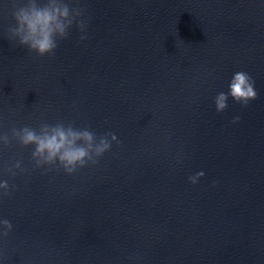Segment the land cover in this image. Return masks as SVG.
Here are the masks:
<instances>
[{
    "label": "water",
    "instance_id": "95a60500",
    "mask_svg": "<svg viewBox=\"0 0 264 264\" xmlns=\"http://www.w3.org/2000/svg\"><path fill=\"white\" fill-rule=\"evenodd\" d=\"M70 3L88 39L74 26L41 57L0 0V133L63 121L122 143L72 175L34 168V146L0 150L17 186L0 264H264V0ZM238 71L258 98L217 112Z\"/></svg>",
    "mask_w": 264,
    "mask_h": 264
},
{
    "label": "clouds",
    "instance_id": "9594fccd",
    "mask_svg": "<svg viewBox=\"0 0 264 264\" xmlns=\"http://www.w3.org/2000/svg\"><path fill=\"white\" fill-rule=\"evenodd\" d=\"M85 13L83 7H72L70 0H12L11 16L15 23L8 28L9 37L41 57L54 55L59 41L68 39L74 26L82 33L81 41L88 39ZM228 89V92H219L215 97L217 112L228 108L229 97L244 107L258 98L255 80L245 71L234 73ZM239 120L240 117L236 116L233 123ZM113 142L122 143L112 132L97 137L89 127L78 128L74 122L65 124L63 121L54 124L42 121L38 128L25 125L13 127L10 133H0V150L14 144L34 146L31 153L34 168H62L69 175L89 164H98L100 158L111 151ZM22 161V157L17 159L13 166L7 167V172L13 177L18 172H26ZM204 175L200 171L190 176L189 181L196 184ZM16 187L8 180L0 181V199L9 196ZM0 226L3 228L0 237H7L13 229L7 219L0 220Z\"/></svg>",
    "mask_w": 264,
    "mask_h": 264
}]
</instances>
